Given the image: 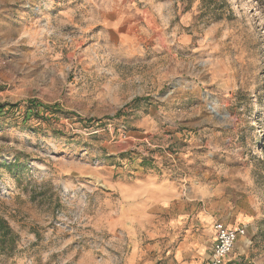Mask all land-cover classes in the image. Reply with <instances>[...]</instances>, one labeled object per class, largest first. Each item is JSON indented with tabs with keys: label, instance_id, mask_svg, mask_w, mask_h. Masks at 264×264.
<instances>
[{
	"label": "rangeland",
	"instance_id": "1",
	"mask_svg": "<svg viewBox=\"0 0 264 264\" xmlns=\"http://www.w3.org/2000/svg\"><path fill=\"white\" fill-rule=\"evenodd\" d=\"M0 104V264H264V0H0Z\"/></svg>",
	"mask_w": 264,
	"mask_h": 264
},
{
	"label": "built area",
	"instance_id": "2",
	"mask_svg": "<svg viewBox=\"0 0 264 264\" xmlns=\"http://www.w3.org/2000/svg\"><path fill=\"white\" fill-rule=\"evenodd\" d=\"M215 241L211 253V264H230L233 252L240 237L246 235L245 227L232 228L222 221L214 223ZM232 264V263H231ZM233 264H244L243 260Z\"/></svg>",
	"mask_w": 264,
	"mask_h": 264
},
{
	"label": "crops",
	"instance_id": "3",
	"mask_svg": "<svg viewBox=\"0 0 264 264\" xmlns=\"http://www.w3.org/2000/svg\"><path fill=\"white\" fill-rule=\"evenodd\" d=\"M239 198L240 197H238V199ZM221 221L224 222L225 224H227L229 227H232V228H238V227H245L246 228L245 225H247V224L252 225V223H254V213H252L250 210L240 209L239 211H237L235 213V215L233 217L232 216L230 217L229 215H226V216L223 215L221 218ZM209 232L212 233V242H211L210 247H209V259H210V263H211V253H212V248H213V244L215 241L214 224H213V230L211 228H209ZM246 235H247V229H246ZM238 241L236 243V246H235L233 252L229 256V259L231 260L232 264H233V262L236 263L239 260L244 261L243 256H242L243 252H238V250H236L237 245H238Z\"/></svg>",
	"mask_w": 264,
	"mask_h": 264
},
{
	"label": "trees",
	"instance_id": "4",
	"mask_svg": "<svg viewBox=\"0 0 264 264\" xmlns=\"http://www.w3.org/2000/svg\"><path fill=\"white\" fill-rule=\"evenodd\" d=\"M6 105L0 104V111L5 108ZM16 241V233L9 226L8 222L0 217V255L10 253L14 247Z\"/></svg>",
	"mask_w": 264,
	"mask_h": 264
}]
</instances>
